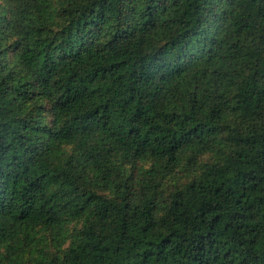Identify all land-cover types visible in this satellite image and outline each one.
<instances>
[{"label":"trees","instance_id":"obj_1","mask_svg":"<svg viewBox=\"0 0 264 264\" xmlns=\"http://www.w3.org/2000/svg\"><path fill=\"white\" fill-rule=\"evenodd\" d=\"M0 264H264V0H2Z\"/></svg>","mask_w":264,"mask_h":264},{"label":"rangeland","instance_id":"obj_2","mask_svg":"<svg viewBox=\"0 0 264 264\" xmlns=\"http://www.w3.org/2000/svg\"><path fill=\"white\" fill-rule=\"evenodd\" d=\"M2 0H0L1 2ZM187 177V172L186 171H182L179 169V172L175 175L174 179L172 181H174L176 178L177 179H184ZM78 224L77 221L72 222L69 227H70V231L72 232L73 228ZM37 240L36 242H34L33 246L36 247L35 248V255L38 254V252L41 250V248H45L48 252L51 253H55L58 252L59 250H63L64 248L67 247L68 242L66 244H62L61 246H55L54 242L52 240V234L50 232H41V233H37ZM42 237V239H41Z\"/></svg>","mask_w":264,"mask_h":264}]
</instances>
